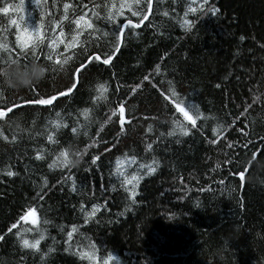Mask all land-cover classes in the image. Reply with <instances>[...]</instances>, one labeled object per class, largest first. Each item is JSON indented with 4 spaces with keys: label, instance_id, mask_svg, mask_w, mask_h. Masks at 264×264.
I'll return each mask as SVG.
<instances>
[{
    "label": "trees",
    "instance_id": "trees-1",
    "mask_svg": "<svg viewBox=\"0 0 264 264\" xmlns=\"http://www.w3.org/2000/svg\"><path fill=\"white\" fill-rule=\"evenodd\" d=\"M64 3L71 5L67 11ZM121 3L144 9L147 19L133 28L127 21L138 24L142 17L126 6L115 23L109 21L105 5L119 8ZM199 3L152 0L149 7L147 0L139 5L134 0H48L43 53L37 49L47 73L35 84L37 92L0 83V111L5 113L0 117V264H117L108 259L110 254L120 264H264V186L248 181L255 164L243 180L238 175L253 153L264 158V0H209L204 11ZM189 5L197 11H189ZM208 7L219 12L212 16ZM81 15L93 23L92 29L83 21L81 28L73 23ZM21 16L35 26L39 10L32 0L20 12H0V43L7 44V50L0 49V62L22 54L18 35L21 41L33 38L24 32ZM185 20L194 21L191 28ZM117 25L124 27L122 43L105 65L104 53L114 51L113 37H102L95 29L111 33ZM76 32L75 47L65 51ZM50 38L64 43L50 50ZM30 49L29 42L23 50L29 57ZM49 51L52 60L44 59ZM92 53L101 59H86ZM81 63L85 68L76 72ZM146 75L149 80L143 79ZM73 82L76 88L67 92ZM101 83L108 89L105 98L96 90ZM170 88L186 105L199 108L195 126L161 94L170 96ZM58 92L64 95L51 105L22 103ZM121 104L124 121L118 111L111 115ZM85 108L87 117L82 115ZM57 112L59 128L51 123L60 120ZM173 118L188 129L186 135L178 129L168 135ZM61 148L80 163L49 168ZM94 155L99 157L96 164L91 162ZM118 159L124 176L117 171ZM141 164L156 170L145 175L148 169ZM6 168L14 175L4 174ZM134 173L142 178L135 181L132 203L122 181ZM258 174L264 176V171ZM93 204L101 205L100 210L85 223ZM32 205L36 225L19 220ZM37 228L45 233L38 250L21 248L15 233L26 229L21 236L31 241L39 235Z\"/></svg>",
    "mask_w": 264,
    "mask_h": 264
},
{
    "label": "snow or ice",
    "instance_id": "snow-or-ice-1",
    "mask_svg": "<svg viewBox=\"0 0 264 264\" xmlns=\"http://www.w3.org/2000/svg\"><path fill=\"white\" fill-rule=\"evenodd\" d=\"M33 4L35 5V7L39 10V20L37 21V23L35 24V26H32L30 24H28L26 22V19L24 16H21L20 19L25 21L24 24V32L25 33H29L33 38H31V40L29 41L28 39L21 41L19 35L17 36V42H18V46L21 48L22 50V54L18 55L16 57V59H13L11 56L8 57L7 61H12L15 60L17 62H19L20 64H22L25 68V70H27V65L29 64V60H36L39 63L40 62V55L37 54V49H40V44L42 43L41 40V33H42V29L45 28V25L43 23L44 17L46 15H48V11L46 9V5L48 0H32ZM135 4L139 5L141 3V0H134ZM25 3L26 0H20V2L18 4H9L4 2V0H0V12L3 13H8L9 9L11 8L13 11L16 12H20L22 10H24L25 7ZM152 3V0H147V4L150 7ZM192 3L195 4L196 0H192ZM209 4V0H200L199 3V10L200 11H204L205 10V6ZM53 6H55V4H53ZM70 4L69 3H64L63 4V8L67 11L70 8ZM129 7L130 10L132 11V15L133 16H141V20L139 21L138 24H132V21L129 20L127 21V24L132 25L133 28L138 27L139 24H142L143 21L145 19H147L146 15H142L144 12V9L142 8H136L135 10L131 9L130 5H125L123 3L120 4L119 8H116L115 4H112L111 7H109L108 5H105V7L108 9V13H107V19L113 23H115L116 17L122 15L121 9L124 7ZM85 7H87V5H85ZM95 7V6H94ZM111 8H116V11L113 12L111 11ZM189 11L195 13L197 11L196 7H192L191 5H189ZM207 12L209 14H211L212 16H215L218 12L219 9L215 8V7H208L207 8ZM187 14V13H186ZM164 15H167V13H164ZM28 17L32 16L31 12L27 13ZM93 16H97L98 17V13H96L95 11H93ZM65 18V16H61V20H63ZM81 21L84 22V26L92 29L94 27L93 23H89L88 21L84 20V16L81 15L79 16L77 19H75L73 21V23H75L77 25V28H81ZM10 23L15 24L16 21L15 20H11ZM49 23H52L51 21H49ZM60 21H56L55 24H59ZM194 21H189V20H185L184 21V25L187 28H191L193 25ZM53 31H55V27H53L52 29ZM95 31L97 32H101V36L102 37H108L109 35H111L113 37V48L114 51L111 53H104L105 58L103 59V63L105 65H107L109 63V61L112 59V56L115 55V51H118L120 48V45L122 43L121 40V34L124 32V27L122 25H117V27L111 32H106V31H101L100 29H95ZM63 30L61 28V32L60 35L63 36ZM79 32H76L74 35H72V38L70 41H68L65 44V51H67L69 48H73L75 47L76 43H77V37L79 36ZM241 40L244 39L243 36L240 37ZM29 42L31 43V53L32 56L29 57L27 53H24L23 50L28 48V44ZM58 43H64L63 40H58L56 38H50L49 39V43H48V48L50 50H54L57 46ZM0 49H4L7 50V44L5 43H0ZM40 52L43 53V49H40ZM57 55V63H61L60 59H59V54ZM93 56L95 57L96 60H100L101 56L99 54L96 53H92L89 56L86 57V59L91 60L93 58ZM44 59L46 60H52L53 59V51H49L47 54L44 55ZM68 59V57H65V60L63 62H66ZM6 61H2L0 63H5ZM42 64V63H41ZM81 68H85V65L83 63H81L80 67L76 69V72H79ZM86 70V69H85ZM160 70V66L157 65L156 66V71L158 72ZM144 80H149V76H144L143 78ZM76 83H70V85L66 88L67 92H71L74 88H76ZM140 85L137 84L132 90L135 91L136 88H139ZM30 90L33 92H37L36 86L33 85L32 87H30ZM96 90L99 93V97L100 98H105L104 94L107 92V87L106 84L101 83L98 84L96 86ZM169 92L171 93V95H165L164 93H161L162 95H164L165 100H169L173 106L176 109V112H179L185 120H188L192 123L193 126H195L196 124V120L200 119L201 117V113L199 111V108L195 105L192 104H188L186 105L185 100L181 99L178 97V94L172 90L171 88L169 89ZM57 95H64V92H58L56 94L53 95H49V96H40L39 94H37L35 97H33L32 99L29 100H24L22 101L23 104H36V105H51L53 103V101L56 99ZM97 97H93V100H96ZM19 105H13V107H17ZM9 111H11V108L8 109ZM117 111L119 112V119L121 121L124 120V107L123 105H118V107L116 109L112 110L111 115L112 116H116L117 115ZM4 111H0V117L4 116ZM82 115H84L85 117L88 116V109L85 108L82 112ZM56 117L60 118V120H53L51 121L52 125L56 128H59L61 126L60 121L62 120L61 117V113L57 112L56 113ZM109 119H111V116L109 117ZM105 123H107V121H105ZM172 125H173V129L169 131L168 135L171 136L174 134L175 130H179L182 134L186 135L188 133V129L182 124V122L179 119L173 118L172 119ZM151 129V125H149V130ZM220 130V126L218 125L217 127H213L212 132L213 135H216V133ZM73 132H76L77 129L73 128L72 129ZM120 131L123 132L124 131V127L123 125H121L120 127ZM5 139H7V137H5ZM16 137L13 136V140H15ZM47 139L52 142L53 141V134L52 132H49L47 135ZM212 143H215V141H212ZM87 147V146H86ZM152 148V144H147V149H151ZM107 150V149H106ZM42 152L43 149L37 151L36 153V159H42ZM76 156L79 157L80 153L77 152ZM253 156H256V153H253ZM99 159L98 156H92L91 162L92 164H96L97 160ZM135 157H131V160L133 162H135ZM70 158L68 156V151L66 149L61 148L60 152L56 154L55 158L53 159L52 163L49 164V168H53V167H64L67 165H70ZM122 161L121 160H117V171L119 172V175L124 176V172L120 169V165H121ZM141 168L147 167L148 171L147 173H145V175L147 174H151L152 172H155V168L151 167V166H146L144 164L140 165ZM217 167H219V165H217ZM248 171V167H245L243 171H240L238 173V175L240 176L241 180L244 179L246 172ZM4 174H6L7 176L11 177L14 175V172L11 171L10 169H5L4 170ZM71 177H69L70 179ZM142 177H139L137 173H134L132 175V177H127L125 176L124 180L122 181V187H124V190L127 192L128 194V199L132 200V203H135L136 201L133 199V197H135L137 195L136 193V187L137 184L135 183V181H137L138 179H140ZM44 183L46 184L47 181L45 180ZM220 183H223V181H220ZM128 184H131V188L127 187ZM37 197L39 199H43V196L40 193H37ZM101 205L99 204H93L92 205V211L91 212H87L85 213L86 219H85V223L88 222L87 217L88 216H92L94 215L97 211L100 210ZM26 214L30 215L33 218V224L36 223V209L35 206H28L26 208ZM27 215H21L19 217V220H25L27 218ZM19 220L12 224L11 228H9V231H11L13 228H16L17 223H19ZM44 223H48V221H44ZM27 230H31V229H27ZM76 230L75 225L72 228V231H69L67 233L68 238L71 239L72 238V234L73 231ZM22 231H26V229H21L19 231H17L15 233V235L17 236V238L19 239V244L21 246V248L23 249H32V250H38V245L40 243L41 240H43L45 238V233L44 231L40 230L39 228L35 229V231H37L39 233L38 237L33 239V240H29L27 238H23L21 236V232ZM0 239H3V237H0ZM93 247H95V245H93ZM68 249L66 248L65 251H67ZM53 249L51 247H49L48 252H52ZM47 253H45L44 255H46ZM44 255L41 256V260L43 261L44 259ZM94 253L89 256V258H93ZM109 260H116L117 264H120V259L117 258L115 255L110 254L108 257Z\"/></svg>",
    "mask_w": 264,
    "mask_h": 264
},
{
    "label": "clouds",
    "instance_id": "clouds-1",
    "mask_svg": "<svg viewBox=\"0 0 264 264\" xmlns=\"http://www.w3.org/2000/svg\"><path fill=\"white\" fill-rule=\"evenodd\" d=\"M46 73L47 68L36 60L29 62L27 70L15 60L6 61L0 65V83L11 89H27L43 80ZM79 163V158L70 160L71 166H77ZM253 164L255 171L248 176V181L264 186V176L258 174L264 171V158L257 159L252 156L246 161L245 167H251Z\"/></svg>",
    "mask_w": 264,
    "mask_h": 264
},
{
    "label": "water",
    "instance_id": "water-1",
    "mask_svg": "<svg viewBox=\"0 0 264 264\" xmlns=\"http://www.w3.org/2000/svg\"><path fill=\"white\" fill-rule=\"evenodd\" d=\"M27 215V214H25ZM24 223H28L30 225H36L38 223V213L36 212V223L33 224V218L30 215H27V218L25 220H22Z\"/></svg>",
    "mask_w": 264,
    "mask_h": 264
},
{
    "label": "rangeland",
    "instance_id": "rangeland-1",
    "mask_svg": "<svg viewBox=\"0 0 264 264\" xmlns=\"http://www.w3.org/2000/svg\"><path fill=\"white\" fill-rule=\"evenodd\" d=\"M29 40H30V37H29ZM94 262V264H99V262L98 261H93ZM106 263H108L109 264V262H106V261H103L102 262V264H106ZM112 264H116V263H114L113 261H112Z\"/></svg>",
    "mask_w": 264,
    "mask_h": 264
},
{
    "label": "bare ground",
    "instance_id": "bare-ground-1",
    "mask_svg": "<svg viewBox=\"0 0 264 264\" xmlns=\"http://www.w3.org/2000/svg\"><path fill=\"white\" fill-rule=\"evenodd\" d=\"M124 120H125V118H124ZM124 120H123V121H124Z\"/></svg>",
    "mask_w": 264,
    "mask_h": 264
}]
</instances>
